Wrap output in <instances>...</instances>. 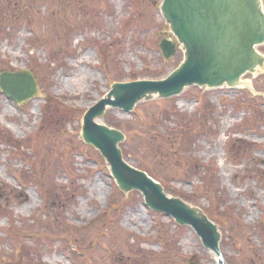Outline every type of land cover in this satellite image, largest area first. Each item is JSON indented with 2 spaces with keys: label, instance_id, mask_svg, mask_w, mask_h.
I'll return each instance as SVG.
<instances>
[{
  "label": "rangeland",
  "instance_id": "374dc122",
  "mask_svg": "<svg viewBox=\"0 0 264 264\" xmlns=\"http://www.w3.org/2000/svg\"><path fill=\"white\" fill-rule=\"evenodd\" d=\"M160 2L0 0V75L30 71L37 89L20 105L0 93V264H218L190 227L150 211L140 193L120 198L103 159L79 139L83 113L113 83L158 81L182 60L178 46L168 61L158 49L162 40L175 41L158 12ZM252 81L264 93V76ZM189 90L165 104H139L131 113L109 108L97 123L126 135L119 145L125 164L219 227L226 264H264V123L254 121L255 109L241 104L238 90L206 92V115L198 108L201 95ZM49 98L73 113L68 134L53 140L61 151L70 146L66 164L79 192L67 189L71 177L58 169L45 203L19 178L30 160L26 139H35L36 166L48 154L37 139L49 129L47 122L42 128ZM259 105L264 118V101ZM57 117L49 111L46 118ZM245 117L247 125H238ZM50 161L66 167L59 156ZM111 202L123 204L121 215L112 217ZM108 217L116 221L109 224ZM41 232L70 238L57 243L35 235Z\"/></svg>",
  "mask_w": 264,
  "mask_h": 264
},
{
  "label": "water",
  "instance_id": "95a60500",
  "mask_svg": "<svg viewBox=\"0 0 264 264\" xmlns=\"http://www.w3.org/2000/svg\"><path fill=\"white\" fill-rule=\"evenodd\" d=\"M159 10L176 41H161L162 56L165 60L174 56L178 44L182 62L159 81L113 83L109 92L83 115L80 137L105 160L121 193L137 191L151 210L173 218L179 226L191 227L203 246L224 264L218 227L201 209L168 197L161 185L125 164L118 147L125 135L97 121L109 108L130 113L139 103L168 99L189 87L207 91L223 87L247 89L254 94L245 76L255 77L264 69V55L258 51L264 46L262 0H162ZM0 90L19 104L37 93L28 71L2 73Z\"/></svg>",
  "mask_w": 264,
  "mask_h": 264
},
{
  "label": "trees",
  "instance_id": "16d2710c",
  "mask_svg": "<svg viewBox=\"0 0 264 264\" xmlns=\"http://www.w3.org/2000/svg\"><path fill=\"white\" fill-rule=\"evenodd\" d=\"M105 4H106V2H105ZM38 71H37V75L36 76H38V82H40V80H42V77L39 76L40 71L39 72ZM240 99L243 100L241 104H246L248 106L250 112L252 111V109H255L253 115H251V116H254V121L256 123L257 122L264 123V118L262 116L263 113H262L261 108L259 106V102L262 99L261 98L253 99L248 93L242 94ZM161 104H165V103L162 102ZM200 108H201L202 115L203 114H205V115L208 114L206 102L201 103ZM49 111L50 112L51 111L55 112L58 115V117H57L58 119H53V120L47 121L46 117H48V112ZM71 113L72 112H70L69 110H66L56 99L54 100L52 98H49L46 101V109H45V112H43L44 119L42 121V123H43L42 128L45 127V124L47 122V126H49V129L46 130L45 133H43L41 131V136H40V138L37 139V141H40V142H42L45 145L44 147L47 148V150H48L47 153L48 154L45 155V156L42 155V157L45 160L42 158L41 161H38V163H39L38 166H36L34 164L36 162V159H35V161L33 160L35 158V154H36V149H35V146H34L35 139L28 138V139H26L24 141V142H28L29 143L28 146L25 147V149H23V150L26 153V156H28L30 158V160H28L29 164H30L29 165L30 168L28 170H26V171H23L22 178L26 182L34 184L36 187H38L39 190L41 191V193L46 198V201H47V198L51 199V193L49 191V188L50 189L55 188L54 185H53L52 176H56V172H57L58 169H59V171H63L62 173H66V174H68L69 177H71L70 178L71 179L70 180L71 187H67V189H69V191L72 192V194H76L77 192H79L78 191L79 188L75 184L76 180H75V178H72V174L73 173H72V171H70V168L66 164V161H69L68 159H71V157H73L72 156L73 152L71 151L70 146H67V148H64L65 149L64 151H61L62 148L60 147L59 143L58 142L56 143L53 140L54 137H56V135H59L58 137H60V136H64V135L68 134L67 131H66V123L67 122L70 123L71 121L74 120L73 119L74 117L72 115L73 113L72 114ZM70 116H72V117H70ZM248 118L249 117H245L244 121H241L238 125H243V126L247 125V121L248 122L250 121ZM238 127H240V126H238ZM253 129L254 130H258L257 127L253 128ZM50 134H52V135H50ZM9 145H10V143H9ZM253 148H254V146H253ZM29 152H32V155H30ZM53 156H59L60 159H65L64 164H65L66 167L61 166V167L58 168V166L55 163H52L50 161V158L53 157ZM61 157H63V158H61ZM60 164L61 163H59L58 165H60ZM49 165L51 167H49ZM46 168H47V175L45 174ZM51 169L53 171H51ZM59 190H65V189L64 188H59ZM189 198L192 199L191 197H189ZM110 205H111L110 209L114 212L112 214V217L119 216V215L122 214L123 209H124L123 204H121V203L116 204L115 202H111ZM102 215L103 216H108V210L103 212ZM48 217H49V215H48ZM107 219H108L107 223H109V224H113V221H116V218L108 217ZM51 226H52V224L46 223L44 228L50 230ZM66 226H68L67 223H66ZM105 229L107 230L106 232H109L113 228L105 227ZM35 235H37L38 237H46V238L53 237V238L59 239V240H62L63 237L70 238V234H68V233L57 234V233H54V232L53 233L52 232H41V233H38V234H35Z\"/></svg>",
  "mask_w": 264,
  "mask_h": 264
},
{
  "label": "bare ground",
  "instance_id": "6f19581e",
  "mask_svg": "<svg viewBox=\"0 0 264 264\" xmlns=\"http://www.w3.org/2000/svg\"><path fill=\"white\" fill-rule=\"evenodd\" d=\"M36 105H38V102L34 101Z\"/></svg>",
  "mask_w": 264,
  "mask_h": 264
}]
</instances>
